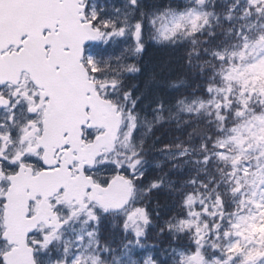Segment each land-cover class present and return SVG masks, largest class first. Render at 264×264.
Instances as JSON below:
<instances>
[{"label":"snow or ice","instance_id":"snow-or-ice-1","mask_svg":"<svg viewBox=\"0 0 264 264\" xmlns=\"http://www.w3.org/2000/svg\"><path fill=\"white\" fill-rule=\"evenodd\" d=\"M0 264H264V0H0Z\"/></svg>","mask_w":264,"mask_h":264},{"label":"trees","instance_id":"trees-1","mask_svg":"<svg viewBox=\"0 0 264 264\" xmlns=\"http://www.w3.org/2000/svg\"><path fill=\"white\" fill-rule=\"evenodd\" d=\"M153 55H154V53L150 49L149 52L146 54V59H150Z\"/></svg>","mask_w":264,"mask_h":264}]
</instances>
